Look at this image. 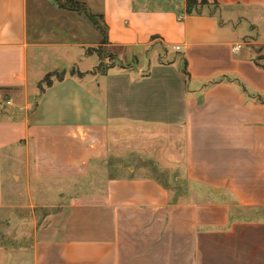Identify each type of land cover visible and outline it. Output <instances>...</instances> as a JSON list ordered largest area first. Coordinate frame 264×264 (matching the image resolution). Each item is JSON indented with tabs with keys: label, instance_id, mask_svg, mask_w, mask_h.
I'll return each instance as SVG.
<instances>
[{
	"label": "crops",
	"instance_id": "0c3cea01",
	"mask_svg": "<svg viewBox=\"0 0 264 264\" xmlns=\"http://www.w3.org/2000/svg\"><path fill=\"white\" fill-rule=\"evenodd\" d=\"M74 1L0 0V210L67 192L0 264H264V0Z\"/></svg>",
	"mask_w": 264,
	"mask_h": 264
},
{
	"label": "rangeland",
	"instance_id": "374dc122",
	"mask_svg": "<svg viewBox=\"0 0 264 264\" xmlns=\"http://www.w3.org/2000/svg\"><path fill=\"white\" fill-rule=\"evenodd\" d=\"M111 59H108V62L103 61L98 69L111 65ZM61 76L60 73L47 76L40 85V91ZM104 175L103 173L102 176ZM4 176V188L7 195L5 206L0 210V246L30 245L35 240L39 229L56 219V214L67 192L54 184L27 181L25 178L20 181L22 178H14L13 174L10 175V166L7 162L4 163ZM90 185L93 186L84 182V185H78V189ZM73 189L71 185L69 187L71 193L74 192ZM64 192L65 194H60Z\"/></svg>",
	"mask_w": 264,
	"mask_h": 264
},
{
	"label": "trees",
	"instance_id": "16d2710c",
	"mask_svg": "<svg viewBox=\"0 0 264 264\" xmlns=\"http://www.w3.org/2000/svg\"><path fill=\"white\" fill-rule=\"evenodd\" d=\"M60 8L76 11L78 13H81L84 15L99 31L101 32L103 36V41H107V26L104 23V21L101 19V17H98L91 13V11L88 9V7L83 4L79 3L74 0H53ZM195 0H190L188 2V10L192 12V7Z\"/></svg>",
	"mask_w": 264,
	"mask_h": 264
}]
</instances>
